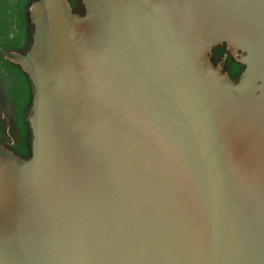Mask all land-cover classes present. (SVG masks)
I'll use <instances>...</instances> for the list:
<instances>
[{"label":"water","instance_id":"95a60500","mask_svg":"<svg viewBox=\"0 0 264 264\" xmlns=\"http://www.w3.org/2000/svg\"><path fill=\"white\" fill-rule=\"evenodd\" d=\"M81 2L30 0L0 45L32 91L0 264H264V0Z\"/></svg>","mask_w":264,"mask_h":264},{"label":"flooded vegetation","instance_id":"af4514ba","mask_svg":"<svg viewBox=\"0 0 264 264\" xmlns=\"http://www.w3.org/2000/svg\"><path fill=\"white\" fill-rule=\"evenodd\" d=\"M30 0H0V45L8 50L24 52L31 33L28 19ZM230 60V75L237 78L243 68L224 46L213 49ZM221 56V55H220ZM211 57L214 56L211 52ZM234 61H231L232 59ZM32 97L29 79L21 67L5 58L0 50V143L22 156L31 154V132L26 118Z\"/></svg>","mask_w":264,"mask_h":264},{"label":"trees","instance_id":"16d2710c","mask_svg":"<svg viewBox=\"0 0 264 264\" xmlns=\"http://www.w3.org/2000/svg\"><path fill=\"white\" fill-rule=\"evenodd\" d=\"M71 2H72V5H73V7H74L75 10H82L83 7H82L81 0H71ZM220 55H222V54L220 53Z\"/></svg>","mask_w":264,"mask_h":264},{"label":"rangeland","instance_id":"374dc122","mask_svg":"<svg viewBox=\"0 0 264 264\" xmlns=\"http://www.w3.org/2000/svg\"><path fill=\"white\" fill-rule=\"evenodd\" d=\"M72 3V2H71Z\"/></svg>","mask_w":264,"mask_h":264}]
</instances>
